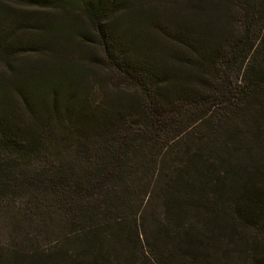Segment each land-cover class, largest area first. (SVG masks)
I'll list each match as a JSON object with an SVG mask.
<instances>
[{
  "label": "trees",
  "instance_id": "16d2710c",
  "mask_svg": "<svg viewBox=\"0 0 264 264\" xmlns=\"http://www.w3.org/2000/svg\"><path fill=\"white\" fill-rule=\"evenodd\" d=\"M2 1L0 264H264V0Z\"/></svg>",
  "mask_w": 264,
  "mask_h": 264
},
{
  "label": "rangeland",
  "instance_id": "374dc122",
  "mask_svg": "<svg viewBox=\"0 0 264 264\" xmlns=\"http://www.w3.org/2000/svg\"><path fill=\"white\" fill-rule=\"evenodd\" d=\"M2 2H3L4 5H7V6L9 5L11 7V9H12V16H15V13L17 14V13L20 12V10H19V6L20 5H19V3L15 2V0H4ZM151 4L154 7H156L157 9H159L160 12L161 11L162 12H166V8L168 7V4L167 3L165 4V2H160L158 0H151ZM21 9H22V5H21ZM48 12L52 16H56L58 14L57 10H55V9H47L46 12H45V14L42 13L43 14V18L48 17ZM21 13H23V12H21ZM9 23H10V18L6 20V24H9ZM39 27H40V24H37L36 26H32V28H31L32 30L31 31L37 30V29H39ZM86 27H88V29L87 28L86 29L88 31H90V33H93L92 32L93 30L91 29V27L89 25L86 24ZM76 38H78V37H76ZM87 47H89V46H86L85 45L84 46V49L82 51L84 52V50H85V52H87L86 51V48ZM95 49L97 50V48H95ZM89 51L92 52L93 51V47H90L89 48ZM16 61H18V60L15 59V62ZM0 64H1V62H0ZM0 67H1V65H0Z\"/></svg>",
  "mask_w": 264,
  "mask_h": 264
}]
</instances>
